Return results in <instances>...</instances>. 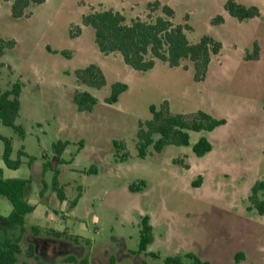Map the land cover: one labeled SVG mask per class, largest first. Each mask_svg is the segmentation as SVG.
<instances>
[{
  "label": "rangeland",
  "instance_id": "obj_1",
  "mask_svg": "<svg viewBox=\"0 0 264 264\" xmlns=\"http://www.w3.org/2000/svg\"><path fill=\"white\" fill-rule=\"evenodd\" d=\"M11 1L0 0V38L14 41L0 58V91L21 83L15 123L24 135L0 121V136L11 142L13 160L19 151L24 155L18 169L8 170L0 140V169L4 178L30 181L26 197L39 207L25 216L26 231L34 226L41 234L68 229L83 242L79 253L89 256L88 264H167L166 258L188 252L213 264H264V215L250 201L252 187L264 181V0H235L261 13L244 21L224 10L227 0H45L18 19L11 16ZM156 1L159 7L152 6ZM164 5L173 11L174 25L189 26L190 43L203 36L221 43L205 75L196 74L189 61L177 68L156 61L150 71H134L120 54H102L93 30L82 23L91 11L107 9L120 12L127 22L154 21L167 18ZM218 16L222 21L214 24ZM254 43L258 59L247 60ZM89 65L101 70L102 88L78 80L77 71ZM117 82L128 88L116 103L107 104ZM76 92L97 100L91 112L77 111ZM164 105L188 120L202 111L225 124L211 132H190L188 147L166 146L158 153L150 147L141 158L138 126L151 119V106L161 110ZM200 137L212 150L197 157L191 148ZM58 141L69 143L60 163L52 153ZM114 142L124 149L116 152ZM125 152L128 157L120 162ZM44 161L49 167L42 173ZM55 172L67 201L64 212L48 208L43 216L39 208L47 205L39 192L43 182L49 194ZM140 181L142 191L128 190ZM77 196V206L69 211ZM256 198L263 197L258 193ZM11 210L0 196V215ZM145 215L153 243L138 253ZM19 258L27 259L24 254Z\"/></svg>",
  "mask_w": 264,
  "mask_h": 264
},
{
  "label": "trees",
  "instance_id": "obj_2",
  "mask_svg": "<svg viewBox=\"0 0 264 264\" xmlns=\"http://www.w3.org/2000/svg\"><path fill=\"white\" fill-rule=\"evenodd\" d=\"M45 0H12L10 4L11 16L14 19L27 16L29 7L40 5ZM152 6L159 7L158 1ZM224 10L238 21H244L260 17L261 13L256 6H245L235 0H227ZM162 12L167 18L157 17L154 21H143L132 19L130 22L118 11L112 9L91 11L82 17L84 26L93 30L94 41L98 50L108 55L118 53L122 57L125 65L137 72H147L154 68L156 61L167 64L169 68L180 67L182 61H189L196 74L205 75L210 64L211 57L217 55L221 49V43L211 38L203 36L197 43H190L186 36L189 26L174 25L170 18L173 11L170 7L162 6ZM222 21L218 16L213 22L217 24ZM14 45L13 40L3 41L0 38V58L4 55L5 49H11ZM247 60L258 59V45L253 44V51L247 55ZM78 80L91 88L100 89L105 85V79L101 70L96 65H89L76 73ZM127 85L117 82L111 86L110 96L105 100L107 104L116 103L121 94L126 92ZM21 83H13L9 89L0 91V121L3 125L10 127L19 137H23L24 132L21 126L16 125L15 121L20 110ZM73 102L78 112H91L97 100L88 92H76ZM151 119L140 123L137 132V145L139 157L146 156L148 148L153 151L161 152L166 146L188 147L190 145V132H211L215 128L224 125L225 120L213 118L211 115L199 111L194 118L188 120L182 114H171L166 105L161 110L150 107ZM4 143L2 160L6 168L16 170L20 167L23 151L17 153V158H11V142L0 136ZM67 141H58L52 145L53 156L62 162L60 157L64 152ZM114 147L119 150L124 149L122 143L114 142ZM192 152L197 157H202L212 150L210 142L205 137H200L192 145ZM128 157L125 152L119 156L121 161ZM49 167V162L43 163V172ZM92 168L87 173L92 172ZM58 172L53 175L50 190H52L59 201H65L63 186L57 180ZM30 184L29 179H9L2 177L0 169V196L6 198L12 206L8 216L0 215V264H15V253L17 251L16 240L25 229V216L32 213L34 205L28 202L26 190ZM145 187L144 181L130 186L132 193L140 192ZM48 189L42 182L39 196L42 197ZM260 193L262 199H257ZM80 196H77L69 203V208H73ZM253 209L259 215H264V181L256 183L252 187L250 198ZM37 230V228H33ZM55 233V232H54ZM61 235V233H55ZM153 242V228L150 218L145 215L141 218L139 228L138 253H146L148 246ZM88 256L83 259L87 263ZM238 260V259H237ZM67 262H75L73 257H68ZM167 264H210L203 261L192 253L183 256L177 255L166 258Z\"/></svg>",
  "mask_w": 264,
  "mask_h": 264
},
{
  "label": "flooded vegetation",
  "instance_id": "obj_3",
  "mask_svg": "<svg viewBox=\"0 0 264 264\" xmlns=\"http://www.w3.org/2000/svg\"><path fill=\"white\" fill-rule=\"evenodd\" d=\"M119 161L121 162L120 159ZM129 188L130 186L128 187V190L130 191ZM1 225L2 223L0 222V226ZM33 228L37 227H31L28 232L25 230L21 235H19V238H17L16 244L18 248L15 253V263H17L20 259L19 257L24 254L27 259L19 261L21 264L30 263V259H33V262H31L33 264H84L83 259L86 256V253L82 256L79 253V251L83 249V242L68 238L64 232L61 233V235H58L49 230L46 235L41 234L40 231H38L39 228H37V230ZM22 245L26 246L25 250H21ZM68 257H73L75 262H67ZM203 261H208L210 264H213L211 261L206 259ZM106 262L107 261H103L100 262V264H108ZM86 264H88V259Z\"/></svg>",
  "mask_w": 264,
  "mask_h": 264
},
{
  "label": "crops",
  "instance_id": "obj_4",
  "mask_svg": "<svg viewBox=\"0 0 264 264\" xmlns=\"http://www.w3.org/2000/svg\"><path fill=\"white\" fill-rule=\"evenodd\" d=\"M45 162V161H44ZM2 170V169H1ZM8 170H11V169H8ZM42 170H43V168H42ZM42 173H43V171H42ZM4 174V171L2 170V177L4 176L3 175ZM4 178V177H3ZM49 194H47L48 195V198H47V195H46V191L44 192V194H43V196L41 197L42 198V200L44 199V201L46 202V207H44V206H42V208L40 207L39 209H40V211H41V213L43 214V216L46 214L45 212L47 211V209L49 208V209H51L52 211H53V213L55 214V212L58 210V214L59 213H62V211L64 212V204H66V198H65V201H59L58 200V198L56 197V194L52 191V190H49V192H48ZM40 197V196H39ZM48 199V200H47ZM56 202V206L57 207H54L53 206V202ZM79 201V200H78ZM28 202L30 203V204H32V205H34V207H35V209H34V211L32 212V213H30V214H33V213H35L37 210H38V207H39V203H34V201H29L28 200ZM54 202V203H55ZM78 203V202H77ZM77 206V204L73 207V208H69V211L70 210H73L75 207ZM42 216V217H43ZM63 216V215H62ZM60 217V216H59ZM41 218V217H40ZM61 218V217H60ZM65 218V217H64ZM51 218H48V220H50ZM67 222V221H66ZM54 225H55V223H54ZM56 225H58V224H56ZM52 232H55V233H63L64 232V234L65 235H67L69 238H71V239H74V240H78L79 241V236L78 235H76V236H71L70 235V233H69V230L68 229H65L64 231H61V230H59V229H50Z\"/></svg>",
  "mask_w": 264,
  "mask_h": 264
}]
</instances>
